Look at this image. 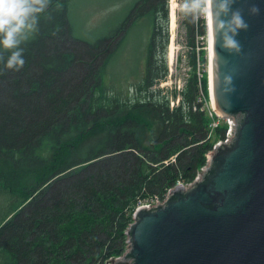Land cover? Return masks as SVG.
<instances>
[{
	"label": "trees",
	"instance_id": "16d2710c",
	"mask_svg": "<svg viewBox=\"0 0 264 264\" xmlns=\"http://www.w3.org/2000/svg\"><path fill=\"white\" fill-rule=\"evenodd\" d=\"M166 1L134 0L115 30L87 40L73 33L70 0H51L22 45L23 68L0 64V264H108L138 202L190 182L224 137L227 123L207 136L209 88L194 59L178 104L153 88L168 74ZM143 11L152 20L144 84L129 100L107 97L98 78ZM189 18L194 50L203 19Z\"/></svg>",
	"mask_w": 264,
	"mask_h": 264
},
{
	"label": "water",
	"instance_id": "95a60500",
	"mask_svg": "<svg viewBox=\"0 0 264 264\" xmlns=\"http://www.w3.org/2000/svg\"><path fill=\"white\" fill-rule=\"evenodd\" d=\"M232 7L247 23L238 51L222 48L209 25L210 97L230 137L199 178L135 209L128 248L111 264H264V0Z\"/></svg>",
	"mask_w": 264,
	"mask_h": 264
},
{
	"label": "rangeland",
	"instance_id": "374dc122",
	"mask_svg": "<svg viewBox=\"0 0 264 264\" xmlns=\"http://www.w3.org/2000/svg\"><path fill=\"white\" fill-rule=\"evenodd\" d=\"M133 1L134 0H70L69 16L75 37L93 40L96 36L104 35L109 31L115 30L125 19ZM180 2L181 0L166 1L168 10V40L165 57L168 74L165 79L153 86L156 90L161 89L160 94L167 95L169 101L173 102L170 104L171 106L179 102V92L188 76V71L190 69L189 64H191L193 59L196 62L200 77H203L202 69L205 67L207 78L209 64L208 22L204 18H202V23L198 22L199 26H203L205 35L196 33L194 44L192 45L194 46V50H192L189 46V35L185 24V20H190V18L188 16L185 17L177 10V6ZM172 11L175 15L174 27L173 24L171 26L170 19ZM132 16L135 17L133 26L124 33L121 39H119L120 36L118 39L115 38V40L117 39L118 41L116 40L111 47L112 51L109 56L110 61L101 71L98 78V83L101 84V87L105 91V96L107 97L114 96L122 100H129L134 98L135 95H138L139 84L140 86L144 84L142 80L144 78L146 63L149 59L151 49L150 37L152 20L147 16L145 11H143L142 15L139 17H136L137 13H133ZM162 36L163 32L160 29L156 38L159 45L162 43ZM153 59L155 58L153 57ZM203 59H205L204 62L206 65H204ZM207 95H209L210 98V90ZM201 97V100L205 103L206 109H211V101H209V98H204L202 90ZM209 116L210 123L207 136L212 139L214 138L217 125L220 123H227V121L220 116L218 119L214 113H212V116ZM213 121L217 122L215 127L211 126ZM218 140L219 138L215 139L214 143ZM149 198L140 200L138 204L149 202L147 201Z\"/></svg>",
	"mask_w": 264,
	"mask_h": 264
},
{
	"label": "clouds",
	"instance_id": "9594fccd",
	"mask_svg": "<svg viewBox=\"0 0 264 264\" xmlns=\"http://www.w3.org/2000/svg\"><path fill=\"white\" fill-rule=\"evenodd\" d=\"M235 0H181L177 10L193 19L204 18L219 39L220 46L238 51L239 31L247 28ZM51 0H0V64L3 69L19 71L25 65L24 47L39 31L40 18ZM252 11H257L253 8ZM0 69V72L3 71Z\"/></svg>",
	"mask_w": 264,
	"mask_h": 264
},
{
	"label": "built area",
	"instance_id": "2783aa9c",
	"mask_svg": "<svg viewBox=\"0 0 264 264\" xmlns=\"http://www.w3.org/2000/svg\"><path fill=\"white\" fill-rule=\"evenodd\" d=\"M209 115L212 116V110H209ZM227 122H228V128H227V130H226V132H225V137H224L222 140H219L216 144H218V143L221 142V141H227V140L229 139L232 128H231V122H230L229 120H227ZM216 125H217V122H216V121H213L212 124H211L212 127H215ZM214 146H215V145H214ZM214 146H213V148H214ZM211 152H212V151L210 150L208 153H206V162H205V164L200 168V171L205 169V166L207 165V163H208V161H209V159H210V153H211ZM200 171L197 172V174L195 175L194 179L191 180L190 182H193L196 178H199V177H200V174H199ZM178 182H180V183H184V182H181V181H179V180L177 181V183H178ZM190 182H185V183H190ZM177 183H176V184H177ZM176 184H175V185H176ZM175 185H174L173 187H171V188H174ZM171 188H169L168 190H170ZM168 190L166 191V193L164 194L163 197H160V196H157V195H156V196H152V197H150V198L147 200V201H149V202H147V203H141L140 206H141V205H146V204H152V205H155L157 202H162L163 200L166 199V197H167V195H168ZM127 242H128V241H127Z\"/></svg>",
	"mask_w": 264,
	"mask_h": 264
},
{
	"label": "bare ground",
	"instance_id": "6f19581e",
	"mask_svg": "<svg viewBox=\"0 0 264 264\" xmlns=\"http://www.w3.org/2000/svg\"><path fill=\"white\" fill-rule=\"evenodd\" d=\"M170 19H171V26H172V24H173V27H174V22H175V15H174V12L172 11L171 12V15H170ZM208 26H209V23H208ZM208 38H209V54H210V32H209V29H208ZM171 46H172V44H171ZM173 48V47H172ZM173 56V55H172ZM208 63H210L209 62V60H208ZM209 64H208V72H209ZM209 75V74H208Z\"/></svg>",
	"mask_w": 264,
	"mask_h": 264
},
{
	"label": "flooded vegetation",
	"instance_id": "af4514ba",
	"mask_svg": "<svg viewBox=\"0 0 264 264\" xmlns=\"http://www.w3.org/2000/svg\"><path fill=\"white\" fill-rule=\"evenodd\" d=\"M151 6V5H150Z\"/></svg>",
	"mask_w": 264,
	"mask_h": 264
}]
</instances>
